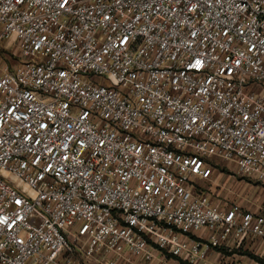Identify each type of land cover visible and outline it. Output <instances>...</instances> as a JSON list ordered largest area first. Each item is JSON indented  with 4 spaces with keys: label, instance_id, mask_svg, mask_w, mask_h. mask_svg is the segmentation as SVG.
<instances>
[{
    "label": "built area",
    "instance_id": "1",
    "mask_svg": "<svg viewBox=\"0 0 264 264\" xmlns=\"http://www.w3.org/2000/svg\"><path fill=\"white\" fill-rule=\"evenodd\" d=\"M264 0H0V264H197L264 213Z\"/></svg>",
    "mask_w": 264,
    "mask_h": 264
},
{
    "label": "rangeland",
    "instance_id": "2",
    "mask_svg": "<svg viewBox=\"0 0 264 264\" xmlns=\"http://www.w3.org/2000/svg\"><path fill=\"white\" fill-rule=\"evenodd\" d=\"M215 170L214 178L219 177L213 194L217 199L228 204H252V211L264 213V183L255 177L238 174L235 167L226 163H220Z\"/></svg>",
    "mask_w": 264,
    "mask_h": 264
},
{
    "label": "crops",
    "instance_id": "3",
    "mask_svg": "<svg viewBox=\"0 0 264 264\" xmlns=\"http://www.w3.org/2000/svg\"><path fill=\"white\" fill-rule=\"evenodd\" d=\"M216 187V186H215ZM214 187V188H215ZM215 196V194H214ZM242 208L252 210V204H238ZM256 257L264 261V238H250L246 237L239 243L233 244L228 248L211 251L207 259L200 261L197 264H263L259 262ZM96 264V263H91ZM134 264H147L135 262ZM149 264H189L178 259H171L167 262L155 261Z\"/></svg>",
    "mask_w": 264,
    "mask_h": 264
},
{
    "label": "trees",
    "instance_id": "4",
    "mask_svg": "<svg viewBox=\"0 0 264 264\" xmlns=\"http://www.w3.org/2000/svg\"><path fill=\"white\" fill-rule=\"evenodd\" d=\"M255 259H257L256 257H253ZM259 262H262L264 264V261L260 260V259H257Z\"/></svg>",
    "mask_w": 264,
    "mask_h": 264
}]
</instances>
